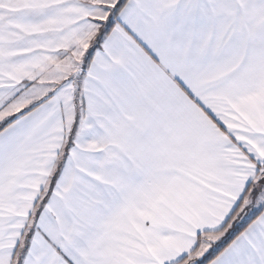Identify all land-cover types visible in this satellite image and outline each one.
Wrapping results in <instances>:
<instances>
[{
	"label": "snow or ice",
	"instance_id": "6c2138e0",
	"mask_svg": "<svg viewBox=\"0 0 264 264\" xmlns=\"http://www.w3.org/2000/svg\"><path fill=\"white\" fill-rule=\"evenodd\" d=\"M0 264H264V0H0Z\"/></svg>",
	"mask_w": 264,
	"mask_h": 264
}]
</instances>
